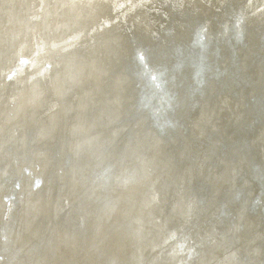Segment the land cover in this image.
<instances>
[{"label":"bare ground","instance_id":"1","mask_svg":"<svg viewBox=\"0 0 264 264\" xmlns=\"http://www.w3.org/2000/svg\"><path fill=\"white\" fill-rule=\"evenodd\" d=\"M225 9L244 17L236 61L221 43L226 71L208 70L194 97L184 64L175 126L147 129L125 72L133 47L171 67L198 23L229 25ZM263 33L264 0H0V264H264L262 195L249 211L264 165ZM105 164L106 183L93 177Z\"/></svg>","mask_w":264,"mask_h":264},{"label":"water","instance_id":"2","mask_svg":"<svg viewBox=\"0 0 264 264\" xmlns=\"http://www.w3.org/2000/svg\"><path fill=\"white\" fill-rule=\"evenodd\" d=\"M234 11V9H225V13L223 14L225 18L231 19L228 24H224L219 21L220 32L219 34L209 33L205 29V23L201 21L196 26L193 27L192 39L190 41V45H187L186 49L182 47H176V61L171 66L168 67L161 63H151L150 59L154 57L157 49L154 47L150 48V51H147L143 46L136 45L133 47L132 54L129 56L131 62H128V66L126 67V71L129 81H133V94L135 95V99L133 101V115L137 118H147L149 125V130L160 129L163 130L165 126L171 125L174 127L175 122L171 120L168 115V110L174 108V101L176 100V93L172 90V85H176L179 82L182 83L181 79H178L177 71L184 65L187 64L192 67V75L190 85L187 89V97H194V93L200 91V86L206 83L205 73L209 70L212 75L219 77L222 73H224V69H222L218 64V59L221 57V43H228L229 51L231 53L232 60L236 61L235 56V43H244L245 45V22L244 17L242 16V12ZM82 27V26H81ZM214 37V38H213ZM261 40V41H260ZM213 41V42H212ZM259 44L257 43V47L264 46V33L262 37L258 38ZM213 43V44H212ZM212 45V46H211ZM211 48V49H210ZM213 53L216 57L217 61L214 60V63L210 64L209 61V53ZM174 55V52H172ZM159 57H162L161 52H159ZM214 57V59H215ZM21 66H27L28 59L26 57H21L18 61ZM17 68H13L11 73L17 72ZM11 73H8L11 74ZM10 77V76H9ZM131 78V80H130ZM12 78H7L9 81ZM178 80V82H176ZM86 91V90H85ZM198 102V98H194L192 103L190 104V109H193ZM137 119L136 121H138ZM115 132V131H114ZM112 140V139H111ZM7 141V140H6ZM9 141V140H8ZM99 141V140H98ZM5 141H1V144H4ZM111 142V141H110ZM110 146L105 145L100 149L97 145L93 148L98 150V156L100 157L103 151H106ZM222 146L226 147L224 143ZM90 149V152H92ZM12 146L8 145V151H11ZM7 154V153H6ZM113 154V153H112ZM100 159V158H99ZM4 160V159H3ZM111 169V166H106V164L101 168L100 171H96L94 174V178L101 182H105L108 179L109 175L106 173ZM2 170V169H1ZM3 172L5 170H2ZM260 172V173H259ZM25 174H30L29 169H25ZM251 176L258 181L259 189L252 199L249 211L255 213L259 207L260 196L264 197V165L262 166V170H258V165H255L251 169ZM107 174V175H106ZM10 177L6 180H9ZM3 181V183L5 182ZM40 181L36 179L32 187H38ZM21 185V179L17 178L15 183L10 189V194L6 195L4 198L5 202L16 203L15 197L18 189ZM240 193H237L233 198L237 199ZM14 198V200H13ZM264 200V199H263ZM201 203V200H200ZM263 211V219H264V207H262ZM225 215L226 217L230 216V213L227 212L226 209H223L220 212V216ZM66 217V214H64ZM230 223H234V217H230ZM0 232H2V227ZM1 235V234H0ZM1 237V236H0ZM262 260L264 259V246L261 250ZM243 259H247L246 256L242 257Z\"/></svg>","mask_w":264,"mask_h":264},{"label":"rangeland","instance_id":"3","mask_svg":"<svg viewBox=\"0 0 264 264\" xmlns=\"http://www.w3.org/2000/svg\"><path fill=\"white\" fill-rule=\"evenodd\" d=\"M26 68V67H25ZM46 69H49V68H46Z\"/></svg>","mask_w":264,"mask_h":264}]
</instances>
